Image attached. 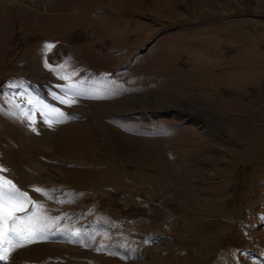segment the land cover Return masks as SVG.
I'll list each match as a JSON object with an SVG mask.
<instances>
[{
	"label": "rangeland",
	"instance_id": "1",
	"mask_svg": "<svg viewBox=\"0 0 264 264\" xmlns=\"http://www.w3.org/2000/svg\"><path fill=\"white\" fill-rule=\"evenodd\" d=\"M0 180V264H264V0H0Z\"/></svg>",
	"mask_w": 264,
	"mask_h": 264
},
{
	"label": "snow or ice",
	"instance_id": "2",
	"mask_svg": "<svg viewBox=\"0 0 264 264\" xmlns=\"http://www.w3.org/2000/svg\"><path fill=\"white\" fill-rule=\"evenodd\" d=\"M51 48L52 45H47ZM66 102V101H62ZM5 184L10 187H5ZM37 191H41L37 189ZM26 194L19 193V190L11 185V182L0 180V260L7 259L9 247H5L4 240L7 236L8 245L13 243L23 246L24 242H34L36 233L28 228H22L19 225L24 221L15 216L16 212L24 211L23 205L17 202V197ZM30 219V218H29ZM13 221L11 228L7 227L8 221Z\"/></svg>",
	"mask_w": 264,
	"mask_h": 264
}]
</instances>
